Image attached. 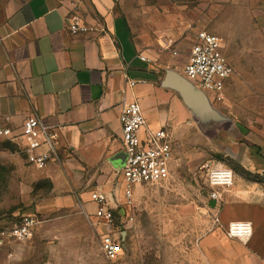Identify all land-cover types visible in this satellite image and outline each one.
I'll list each match as a JSON object with an SVG mask.
<instances>
[{
    "label": "crops",
    "instance_id": "1",
    "mask_svg": "<svg viewBox=\"0 0 264 264\" xmlns=\"http://www.w3.org/2000/svg\"><path fill=\"white\" fill-rule=\"evenodd\" d=\"M179 8L185 5L178 0H0V122L18 132L27 119L38 117L58 132L55 158L45 168L33 165L57 192L47 208L77 206L100 222L94 192L107 194L114 214L128 205L121 171L126 105L140 103L146 128H168L173 146L200 130L194 107L176 87L186 78L183 59L154 52L134 35L130 18L176 14ZM73 15L92 30L73 34ZM238 145L241 166L264 174V153L245 142ZM234 176L232 187L220 188L219 202L208 200L220 221L206 226L202 253L209 264H264V184L236 171ZM142 185L134 187V195ZM232 221L252 222L251 238L229 237ZM15 255L0 246V264H17ZM25 255L24 264H37L33 248Z\"/></svg>",
    "mask_w": 264,
    "mask_h": 264
},
{
    "label": "rangeland",
    "instance_id": "2",
    "mask_svg": "<svg viewBox=\"0 0 264 264\" xmlns=\"http://www.w3.org/2000/svg\"><path fill=\"white\" fill-rule=\"evenodd\" d=\"M178 1L185 8L176 14L131 15L134 35L157 54L181 58L185 65L199 32L223 38V52L233 68L225 98L196 95L200 130L176 141L170 178L139 186L131 202L115 211L114 228L125 231L115 260L102 249L104 224L77 206L47 208V200L57 194L51 179L28 162L22 145L0 138V232L25 217L35 220L26 240L3 238L0 244L16 253L11 258L17 264L25 263L28 248L34 249L37 264H209L201 240L206 226L216 223L208 206L213 188L202 166L224 165L264 184V174L249 172L236 157L240 142L264 153V0ZM43 231L51 233L37 234ZM74 232L81 237L74 238Z\"/></svg>",
    "mask_w": 264,
    "mask_h": 264
},
{
    "label": "built area",
    "instance_id": "3",
    "mask_svg": "<svg viewBox=\"0 0 264 264\" xmlns=\"http://www.w3.org/2000/svg\"><path fill=\"white\" fill-rule=\"evenodd\" d=\"M69 27L73 34L92 30L79 15L69 18ZM172 44L171 40L170 45ZM223 48V38L208 31L199 32L192 46L190 59L184 68L186 77L198 89L218 101L225 98V81L233 74V68L224 55ZM174 53L177 54V51ZM141 58L150 61L146 56ZM136 83L130 81L131 86ZM121 123L125 154L121 171L125 186L124 194L129 204L136 185L161 182L170 178L174 146L168 128H146L147 120L138 102H132L124 107ZM0 138L22 145L28 162L38 168H45L57 154V130L38 117L27 119L18 132L0 122ZM202 168L206 172L209 185L213 188L210 199L219 202L222 198L220 188L228 189L234 185V172L224 165L214 166L207 163ZM92 199L97 203L95 215L106 229L102 237V249L108 259L115 260L122 252V236L125 231L115 230V214L105 192H94ZM219 221L218 215H215L214 223L218 224ZM34 226V218L25 217L20 224L1 230L0 244L3 238L26 240L32 235ZM226 232L231 238L248 240L254 232L253 223L232 221Z\"/></svg>",
    "mask_w": 264,
    "mask_h": 264
},
{
    "label": "water",
    "instance_id": "4",
    "mask_svg": "<svg viewBox=\"0 0 264 264\" xmlns=\"http://www.w3.org/2000/svg\"><path fill=\"white\" fill-rule=\"evenodd\" d=\"M176 87L181 92L188 104H191L193 107L195 105V98L197 97V94H200L198 95L200 97L199 99L208 98L207 94H205L202 90L198 89L196 86V88L194 86H191L190 83H188V81L184 78H179L177 80ZM213 203L215 204L216 201L213 200Z\"/></svg>",
    "mask_w": 264,
    "mask_h": 264
}]
</instances>
